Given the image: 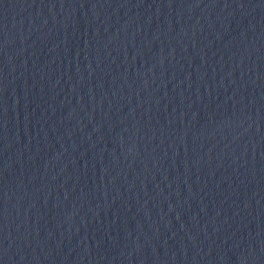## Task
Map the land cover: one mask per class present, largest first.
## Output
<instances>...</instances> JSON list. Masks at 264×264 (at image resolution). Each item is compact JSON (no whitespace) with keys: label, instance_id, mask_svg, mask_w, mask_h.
<instances>
[{"label":"water","instance_id":"95a60500","mask_svg":"<svg viewBox=\"0 0 264 264\" xmlns=\"http://www.w3.org/2000/svg\"><path fill=\"white\" fill-rule=\"evenodd\" d=\"M0 264H264V0H0Z\"/></svg>","mask_w":264,"mask_h":264}]
</instances>
